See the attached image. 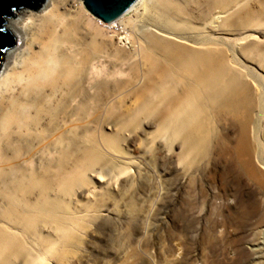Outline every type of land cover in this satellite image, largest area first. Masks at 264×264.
I'll return each instance as SVG.
<instances>
[{
	"label": "bare ground",
	"instance_id": "obj_1",
	"mask_svg": "<svg viewBox=\"0 0 264 264\" xmlns=\"http://www.w3.org/2000/svg\"><path fill=\"white\" fill-rule=\"evenodd\" d=\"M46 3L39 13L29 9L27 19L7 24L22 49L9 52L0 69V264L11 257H22V264L45 262L42 246L53 244L44 235L48 224L67 234L83 218L76 207L70 213L61 195L71 196L102 158L96 143L78 146L92 135V120L76 125L81 114L89 115L92 55H79L73 28L60 33L52 22V1ZM139 3V17L153 22L136 33L144 55L135 51L134 57L145 60V78L117 133L105 136L107 145L119 152V133L153 117L154 137L171 150L178 145L179 165L217 153L264 199V79L245 57L262 50L252 41L264 32L257 1L137 0L107 25L117 28L119 44L131 50H137L132 33L126 29L120 36L119 30L127 28L122 18ZM82 72L86 85L79 101ZM226 117L237 127L233 135L218 132Z\"/></svg>",
	"mask_w": 264,
	"mask_h": 264
},
{
	"label": "rangeland",
	"instance_id": "obj_2",
	"mask_svg": "<svg viewBox=\"0 0 264 264\" xmlns=\"http://www.w3.org/2000/svg\"><path fill=\"white\" fill-rule=\"evenodd\" d=\"M51 1L52 22L58 31L72 27L79 55L82 51L92 55L89 115L81 114L76 123L92 120V135L82 138L78 146L96 143L102 158L76 183L71 196L61 195L70 213L78 209L83 218L67 234L48 224L44 235L53 244L42 246L46 248L43 264H264V199L254 183L231 169L230 159L214 153L188 167L179 165L178 145L171 150L166 140L154 137L153 117L119 133V152L105 141L106 135L117 133L121 115L134 104L145 78V60L134 57L135 51L144 55L137 31L142 33L153 23L147 16L139 17L143 3L121 21L127 28L119 30L120 36L127 29L137 44V50H131L119 44L116 27H108L79 0ZM255 1L256 18L264 22V0ZM27 10L16 11L6 27L10 20L27 19ZM255 36L252 41L260 43L262 50L245 57L264 79V32L259 30ZM15 41L6 58L9 52L22 49V41L18 37ZM83 74L78 76L79 101L84 99ZM218 125L222 135L237 131L228 117ZM47 157L50 154L45 152ZM33 165H38L36 159ZM22 261V257H11L6 264Z\"/></svg>",
	"mask_w": 264,
	"mask_h": 264
},
{
	"label": "water",
	"instance_id": "obj_3",
	"mask_svg": "<svg viewBox=\"0 0 264 264\" xmlns=\"http://www.w3.org/2000/svg\"><path fill=\"white\" fill-rule=\"evenodd\" d=\"M45 0H0V69L8 50L15 45V37L6 27L8 18L16 17V11H37ZM86 9L96 18L111 23L124 15L137 0H82Z\"/></svg>",
	"mask_w": 264,
	"mask_h": 264
}]
</instances>
